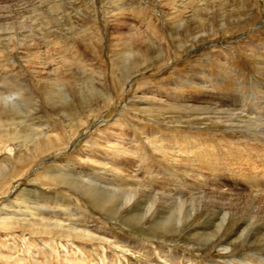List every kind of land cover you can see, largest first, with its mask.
Returning a JSON list of instances; mask_svg holds the SVG:
<instances>
[{
	"label": "rangeland",
	"instance_id": "374dc122",
	"mask_svg": "<svg viewBox=\"0 0 264 264\" xmlns=\"http://www.w3.org/2000/svg\"><path fill=\"white\" fill-rule=\"evenodd\" d=\"M20 88L25 101L15 119L34 118L33 137L44 142L46 131L52 145L44 142L31 159L34 146L21 145L20 165L30 169L0 192V264H264V247H250L247 239L223 249L233 229L256 215L264 234V210L253 205L255 199L244 200L243 214L232 215L221 238L204 248L186 238L188 230L207 223L211 214L215 220L226 201L196 200L204 207L176 234L161 220L156 224L157 213L140 211L133 220L127 217L130 208L117 211L118 192L127 186H150L165 213L160 206L180 197L188 211L192 196L204 194L189 188L190 174L184 176L199 164L168 158L158 148L161 132L213 141L221 155L229 142L222 137L233 138L236 148H244L240 159L249 156L238 166L247 173L264 169L257 156L264 146V0H0V92ZM8 112L0 110L5 122L12 119ZM25 123L31 130L32 123ZM60 167L75 186L46 175ZM158 169L184 179L166 186ZM83 179L101 192H116L106 211L77 188L87 186ZM35 187L71 203L28 218L64 221L65 230L21 226L22 204L35 200Z\"/></svg>",
	"mask_w": 264,
	"mask_h": 264
},
{
	"label": "bare ground",
	"instance_id": "6f19581e",
	"mask_svg": "<svg viewBox=\"0 0 264 264\" xmlns=\"http://www.w3.org/2000/svg\"><path fill=\"white\" fill-rule=\"evenodd\" d=\"M125 55L131 56L133 54L131 52H125L124 56ZM24 90L21 88L20 89H13L10 92H8L7 94L0 92V104H5L7 109L9 110V112L12 115V119L10 122H5L2 119V116L0 115V157L2 156V158L0 160H2L4 163L3 166H0V192H5V190H7V188L9 187V185L13 179H17L19 177H22L30 169V167L22 168V166L20 165L22 160L24 159V157L21 156V154H20L21 150H19L21 148V145L22 146L23 145H26V146H29V145L32 146L33 145L34 146V148H33L34 154L32 153L29 159H31L32 157L36 158L37 155H39L40 151L45 149L46 144L50 145V146L52 145V142L50 141V138H52V137H50L48 135V133L44 130H43L44 131L43 133H44V136H46V138H44L45 139L44 142H46V144H44V142H41L38 137H33V133L37 134L36 128L38 127V125L35 123L36 121H34L35 120L34 118L24 119V120L22 119L20 121L15 119L14 116H18L19 112L20 113L23 112L22 104L25 101ZM104 96H106L107 98H110L109 93H107V92ZM0 110L6 111L5 107H0ZM236 114H237V112L235 113V115ZM99 121L101 122V120H98L97 122H99ZM22 122H24V123H22ZM25 122L32 123L33 127H31V130L24 129L22 127V124H24L25 126L29 125V124L27 125ZM32 128H34V130ZM260 128L262 130L261 133H264V126L260 127ZM224 137H222L224 142H226V140H228L229 144L227 143L228 147H227V149H225L226 154L221 155L220 151L222 152V149L219 151L218 150L219 145L213 144L212 143L213 141L211 142V144H213V146H212L211 144H208L209 142L207 139L182 136V135H178V134L177 135L176 134H168V133H163V132L159 133L158 134V140L161 142H164V143L162 144L161 147H158V148L163 149L165 154L168 153L167 154L168 156L166 155L168 158L170 157L169 155H171V157L173 158L172 160H175L177 163L180 162L182 164H187V166L188 165L194 166L195 164H199L198 166L195 165L198 168L197 170H193V169L186 170L184 173V176H186V174H190L191 182L187 183L189 188L199 189L204 194L192 196V199H194V201H192V204L189 207L188 211H184L185 199H179L180 197L177 198L176 201L177 200L178 201L176 203H173L172 205L167 204L164 206H160L163 209L165 208V210H166V213L163 212L162 210H160L161 213H165V217H163V219H162L161 217H158V215H161V214H158L160 208H158V206L156 205L157 201H159V199H160V195H158V192L150 193L151 191H148L150 189V186H149V189H147L148 187L146 186L147 188L140 187V188H138V190L135 188H128V186H127V188H125V190L120 188L122 190L120 192H118L121 194V200H122L120 203V206L117 210L118 213H120V211L122 209L128 207V208H130V211H129V214H127L128 215L127 217L132 218L133 220H135V219L137 220V218H139L138 216H139L140 211H142V213H144L146 216L157 213V215L154 217V220H157L156 224L160 225V223L162 221L163 227H165V229L168 232H172L173 234H176V233H179L178 231H180L182 229V227L186 224L187 221H189L191 218H193V216L196 214V212L200 208L204 207V205H201V203L198 204L196 202V200L201 202V200H203V199L205 200L206 198H209L211 196L216 198V199L219 198L221 201L222 200L226 201L225 203H223L222 207L220 208V215L217 216V218L215 220H212V217H211L212 214H211L210 220H208L207 223L205 220L200 224V226L190 228L188 230L187 235H186V238L188 240H195V242L198 244L197 246L199 248H204V247L210 246L212 244V242L215 241L223 233V230H225L227 224H229L230 218L232 217V215H234L235 213L236 214L237 213L243 214L244 209L246 208L244 205V200L250 201V200L255 199V200H253L254 201L253 205H255L256 207H262L264 210V169L260 172V174H257L256 173L257 171L255 172L256 174L253 172L247 173L246 172L247 170L244 171L241 168L242 164L240 165V167L237 164L239 162V160H243V159H240V156H239V153H241L240 151L243 152V150H241L243 147L242 148L241 147L236 148L234 143L231 141V140H233V138L230 139V138H224ZM258 137L259 136L255 137V138H257V140H258ZM55 139H59V136ZM223 143H221V144H223ZM246 143L248 144V141ZM221 147L222 146H220V148ZM224 148H225V146L223 147V150H224ZM252 148H254V147H252ZM258 148H257V150H259V155L257 154V156H260V159H262L264 161V146L259 148V149ZM217 153H219V154H217ZM244 153H245V150H244ZM255 153H257V152H255ZM244 155L245 154H243V156ZM248 155H250V154L248 153ZM253 155H252V158H253ZM246 157L249 158V156H247V155H246ZM246 157L244 156V158H246ZM247 158L245 161L248 162ZM250 159H251V157H250ZM254 159H255V157H254ZM31 161H33V160H31ZM243 161H241V162H243ZM9 162H13V163L10 164ZM239 164H240V162H239ZM18 165H20V167H18ZM22 165H24V164H22ZM149 169H150V171H148L149 173L155 172L154 169H152V168H149ZM64 170H66L65 167H60L58 170H53V168H52L51 171H48L46 175H48L49 179H52V181L54 180L55 182H63V184L69 188L72 185L75 186V183H78V182L69 181L67 178H72L73 176L68 175L66 173H63L62 171H64ZM203 170H206L208 172L207 173L208 175L207 174L205 175L203 173ZM65 172H67V171H65ZM156 173H164L165 181H163V183L166 184V186H168V184H171L172 182L180 185V182L182 183V180L184 179L183 176H181V175L176 176L175 179H173V176H175V173L172 174V172H169L165 169H158L156 171ZM97 174L100 175V173H95L94 175H97ZM233 175H235V177L237 179L235 182V185H236L235 188H237L236 190L231 187L232 186L231 179H233V177H234ZM90 178H92V177H90ZM127 180H129V179H127ZM83 181L87 182V186L86 185H78L77 188H79L82 191V193L88 195L92 199V201L94 203H96L95 205L100 207L103 211H106L105 208L114 200L113 197L116 196L115 195L116 192L115 191L113 192L110 189L109 191L111 192V194H107L106 193L107 189L105 190L103 188L104 191L101 192L102 188H99L98 186L97 187L91 186L93 183V180L83 179ZM122 182L125 183V180ZM126 182L130 183L128 181H126ZM208 183H210V184L208 185ZM84 184H86V183H84ZM200 184H206L208 187L211 185V187L207 190V189H204L202 186H200ZM129 186H131V185H129ZM34 189L35 190H32L31 193H32V196L34 197L35 200L34 201L28 200V202L26 204H22V208L24 209V213L21 215V216H23V222L21 223V226H28V227L32 226V227H34V226H36V225L38 226V224H40V226L41 225L46 226L50 231L52 230L51 226L53 228H54V226H55V228L61 227V229L65 230V228H67L66 227L67 225L65 223H63L64 221L63 222L62 221L48 222L45 220L44 217H42V218H40V223H38L37 221L32 220L28 217H32L34 215L41 217L43 212L46 213L45 210L47 211L48 214L53 213V211H50V210H55V208H56L55 206H69V204L71 203L70 202L71 200L69 201L67 198H65V197L63 198L59 195H52L49 193H45L43 190L36 188V187ZM113 189H115V188H113ZM152 190H155V189H152ZM165 191H166V189H165ZM253 192H255V194H253ZM192 194H193V192H192ZM166 196L172 197L173 195L167 194ZM36 197H39V199H36ZM250 198H252V199H250ZM36 200H39V201L37 202ZM218 203H219V201H218ZM50 204H54V205L51 206ZM205 207H206V205H205ZM70 210H72V209H70ZM209 211H211L210 208H209ZM8 215L9 216H11V215L17 216L18 214L13 213V212H9ZM142 216H144V215H142ZM248 220L249 221H244V222L241 221L240 225L238 227L234 228L233 233L227 237V240L225 241V243L223 245L224 246L223 249L225 251L230 250L232 246H235L238 243H241V241L242 242L245 241V239H247V241H248L247 243L250 245V247H253V248L254 247H256V248L264 247V234H261L262 232H260V230H259V228L261 229V227H262V225H261L262 223L260 225L255 224V223H258L257 222L258 221L257 215L249 218ZM15 223H16V221H15ZM43 226H41V227H43ZM252 227H253V229H252ZM55 231H57V229ZM59 232L62 233V231H59ZM66 233L70 234V231H66ZM58 234L59 233H57V235ZM63 234H65V233H63ZM79 236L80 235H78L77 237H79ZM219 238H221V236ZM62 241H63V239H62ZM65 241H67V240H65ZM71 241H72V239H71Z\"/></svg>",
	"mask_w": 264,
	"mask_h": 264
}]
</instances>
